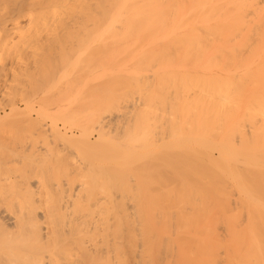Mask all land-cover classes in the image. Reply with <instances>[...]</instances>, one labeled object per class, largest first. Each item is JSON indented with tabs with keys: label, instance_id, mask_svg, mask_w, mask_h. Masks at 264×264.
<instances>
[{
	"label": "bare ground",
	"instance_id": "6f19581e",
	"mask_svg": "<svg viewBox=\"0 0 264 264\" xmlns=\"http://www.w3.org/2000/svg\"><path fill=\"white\" fill-rule=\"evenodd\" d=\"M71 42L72 45L73 43L86 45V47L84 46V51L87 49L88 45H92L93 48L96 46L98 49L97 53L93 52V56L89 55V53L87 54L95 59L97 57L96 61L98 60V57H103L102 55H104V58L107 59L105 55L106 51L108 55L112 54L109 57L107 55L108 58L111 56L113 57V54L115 53H111L110 51L112 48H115V46H119V50H122V47H124L121 53L128 62L121 56L119 50H117L119 53L114 55L116 58H113H115V60L118 59L117 56L120 54L119 59L121 57V63L124 64L127 62L126 66L127 68L129 67V69L125 68V65H121L122 70H120V65L117 67V70L113 69L110 65L108 67L116 70V72L122 71L123 74L126 73L124 75L126 78L123 79L126 81L127 78L130 77V82V78L127 81L129 84L134 81H145L144 83L147 85V87L145 86L147 88L146 90L148 91L149 88L148 93H151L152 90L154 92L156 91V94H154L153 91L151 94L149 93L153 97L147 94L149 96L144 99L147 101L145 104L143 102V110L139 108V113L141 114L135 115L137 117L134 118L138 124L141 119L140 122L143 124L140 127L143 133L140 130L141 132L139 133L142 135H138L140 136V141L138 140L137 134L134 133L140 124H136L137 126H134L132 124L133 122L131 123L132 120L129 121L128 119L126 124H123L120 127L118 126L119 128L116 129V131L114 130L116 134L114 132H109L114 134V136H112L113 138L108 137L109 135L106 136L108 134L107 131L110 130V126H113V112H111V109H108L110 106L108 102L111 104L110 107H112V105L114 106L113 103L115 100L112 101V99L110 101L104 100L105 102H103L102 99H99L102 102L99 104V109L97 106L95 107L96 113L95 109H93L94 115H92V121L90 119L93 126L91 124L90 125L92 126L91 130H93L94 134L97 135L98 140L99 138L107 139V137L109 140L113 141L114 138H116V143L119 140H122V142L123 140H130L134 143L136 140L138 143L140 142V144L137 143L138 147L142 148L143 146H146V148L149 147L148 149L152 148L153 151L154 149L157 152L159 151V154H157L158 156L155 155L154 157L156 158L152 159L153 161L150 162L149 159L147 163L144 162V165L138 166V169L139 167L144 166L145 169L149 168V170H153L154 173L155 170L157 172L160 171V174H162L161 170H165L166 174L163 171V174L161 175V178L165 175V180L162 179V181L163 183L165 181L168 183L169 180L171 182L168 183V185L165 184L167 188L164 185V189L166 188L168 190L169 187L170 190L168 191L170 194V191L175 189L173 191L175 194H172L173 200L171 199L170 202L172 203V201H174V199L176 200V198L178 200H176L177 202H173L175 204L170 203L172 206L174 205L172 207L174 208V213L172 211V216L174 217L173 219L169 217V219H163L167 215L160 211V213L162 212L161 218L163 220L157 221L153 219L151 220L150 218L148 220L142 212H139V215L138 212H133L136 211L137 208L134 210L128 207L125 202L128 200V193L126 194L124 191L117 189L118 185L115 188L113 184L115 181L113 183L106 181L105 183L107 185L101 182L102 185L107 186V188L111 185L108 188L109 193H106V199L103 197V193L105 194L106 191L103 188L98 187L95 182L94 185L88 184V178L84 184H82L83 182H80L82 184L80 186V183L77 181L79 183L77 188L72 186L73 183L71 185L69 184V187H66L67 193L71 189V186L75 190L71 189L68 195L65 194L66 188H63L64 190H60L59 192L61 193L65 191V195L59 194L58 196L61 203L56 200L59 204L52 201L55 205L51 206L49 204L51 207H49L48 204V206L43 205V207L45 206L46 211H44V208L40 209L39 205V207H37V202L35 205L37 209L39 208L38 211L43 210V214H41V216L37 214L38 211L36 213L37 209L33 205L31 206L33 209L30 207L33 202L31 203L29 199L32 196L35 197L34 194H30L31 188L28 187L30 189V193L27 194L29 192L27 188L25 189L28 190V192L24 189H20L22 187L18 186L20 191L23 192L24 190V192L16 193L17 196H23L25 191L27 192V195L31 196L28 197L24 194L21 198L17 197L15 194L10 198H12V200H17V198H19V201L22 202L23 200L21 199H24L25 202L29 200L28 203L31 209L29 207H27L29 210L26 209L23 202L21 203L23 204V209L22 207L20 208L21 212H19L20 209L18 208L17 210L19 213L16 214L13 212L12 214L14 217L12 218L5 217V214H7L6 211L4 212L5 214L0 212V264H264V0H0L1 84L5 85L3 82L10 76H13L16 80H20V77H23L25 78V81H31L34 77L36 78V74L39 72L40 66V69H42V64H45V58L48 56H54V58H56L55 56L59 54L58 57L64 59L67 53L64 54L65 52L63 51L66 50V46L72 47ZM110 46L114 47H111L110 49ZM107 48H109V50ZM73 49V47L72 49H68L70 50V54L74 52ZM87 51H90V49L86 50V52ZM72 55L73 54H71V56ZM54 58L53 64L52 62L50 63L52 65H54L56 59H58L56 58L54 61ZM24 59H31L30 64ZM23 60L27 63L26 67L22 70L20 68L19 71L17 69L21 67L20 65L23 63ZM43 60L44 62L42 63ZM98 61L100 62V60ZM70 62H66L65 65H69ZM62 64L60 66H62ZM78 65H81V63ZM56 66L57 64L53 67V69L57 68ZM67 67L68 66H66V68ZM81 69L79 71L76 69L74 70L79 73L82 71ZM51 71L46 74L50 84L43 83L45 79L41 78L44 79L42 82L44 84L42 85L43 87L40 85L42 88L37 90V92H31V94L33 93L31 96L29 92L28 99L24 95V91L23 93H20L21 96L18 98L19 100L20 98L23 99L20 101L23 102L21 104L24 105V108H21L18 103L16 104L14 102L15 99L13 101L11 99V104L8 102L7 106L5 105L7 109L1 107L0 122L7 117L11 119L9 116L12 115H16L15 118L19 116L18 119L22 116L24 119L26 117L28 119L30 118V121H33L31 119L32 114L37 113L40 110L47 116L50 110L49 108H51L54 104L55 106L57 105L56 110H59L58 107L63 108L64 105L66 106L68 102L66 103L67 99L63 96V94L62 97H60L61 95L57 92L60 97L59 98L57 96L58 99H54L55 97H52V94L49 95V92L52 91L51 89L54 90V87L50 86H55L58 80L52 81L54 82L53 84L51 83V80L57 78V75H55V78L51 77V80H49L50 77L48 74H52ZM71 71L72 69L69 71V74L67 73L68 77L65 78V82L66 79L71 78L69 77L71 75ZM53 72L56 74L55 70ZM100 72V76H107L108 74L109 77L105 78L109 79H111L110 75L113 73L118 75L115 71L108 73L109 71H107V69H104L106 75L102 74L103 71H99V73ZM122 73H119V76ZM61 74L63 75V73ZM46 75H44V77ZM62 75L61 77H63ZM61 77L59 78L61 79ZM81 79L85 80V78ZM71 80L73 79L67 81L71 84ZM87 80L89 81V79H86L85 81ZM74 82H76V80ZM138 82L135 83L142 87V84L139 85ZM146 82H148V84ZM25 83L28 84L27 81ZM35 83L37 82L35 81ZM83 83V86L81 85L82 87L89 85L87 84L88 82ZM132 83L130 85L127 84V87L130 86L128 89H131L132 86V88L134 87L133 90L137 91ZM151 83H155L156 88H154L155 84L151 85ZM12 85L14 86V84ZM18 86L20 87L21 85ZM95 86L96 84L94 87ZM28 87L30 88L29 85ZM58 87H60V85ZM69 87L70 86H67V90ZM17 88H15V90H17ZM77 89H74V91H76L75 94H77V91H80V88L78 90ZM83 89L81 90L86 92L84 90L89 88L86 89L85 87V89ZM90 89H93V87ZM157 90L160 95L156 97L155 95L158 94ZM92 91L94 92V95L95 93L97 95L99 94V92L97 93L94 90ZM120 95L121 98H123L122 93L119 95L117 94V96ZM79 96L77 94V97L81 98V96ZM87 96L89 95H86V98ZM140 98L142 101V97ZM76 100L79 99L76 98ZM81 100L83 101V99ZM91 100H98V97L97 99H90L89 102ZM135 101L133 100V103ZM71 102H73V100ZM71 102L69 101L70 104ZM115 104V107H117L118 104L116 102ZM74 105L72 103L71 107H74ZM67 106L66 108H71L70 105L68 107ZM115 107L114 114L117 113L120 117V113H123L122 109L120 112V106L117 108ZM132 107L135 108V106ZM103 108L104 110L102 111ZM65 109L63 108V111ZM116 109H118L117 111L119 113L116 112ZM128 110L131 109L128 108ZM89 111L90 110L86 112L89 113ZM58 112L61 114L60 111ZM63 113V119L62 117L60 119L65 122ZM54 114L59 115L57 111ZM54 114H51V116H54ZM69 116L70 115H68V117ZM85 116L86 114L84 117ZM88 116L90 115L87 114V119ZM114 116H116V114ZM58 117H60V115L57 116V118L54 116V118L52 117L50 120L52 119L53 121L58 119V123V121H60ZM78 117H80V115H78ZM116 118H118V115ZM56 120L54 122H56ZM69 120H66L67 125H70L68 124ZM61 121L59 123H61ZM19 122L20 121H17L15 123L19 124ZM23 122L24 121H22L20 123L21 125L19 124L18 126H23L25 124H22ZM27 122L28 120L26 123ZM40 122L38 125H34V121L30 122L33 124H27L34 125V127L32 126L34 131L31 129L32 133H34L36 137L39 136L42 138V140H45V138L48 137L50 131L52 134L53 131L58 132L61 130H58L56 125L49 127V125L45 122ZM89 122H86L88 130L90 129V125H88ZM71 123L73 124L72 121ZM118 123H121V120ZM130 123L132 126H130ZM62 125L66 126L65 123H62ZM75 125H77V129H82V131H80L83 132L82 125L80 126L79 123H75ZM75 125H73V127ZM133 126L136 127L134 129L135 131L133 128L130 130V127ZM84 127L86 126L84 125ZM61 128L64 130L65 127ZM6 129L8 131L9 128H5V130ZM28 130L29 129H27L26 133L30 131L31 134V130ZM68 130V132L71 131L70 129ZM22 133H25V130ZM9 134H12V132ZM53 134H56L55 137H61V133L59 134L60 136L57 135V133ZM53 134L52 136H54ZM72 135H74V133ZM19 136L21 138L23 137L21 132ZM32 136L31 138H35L34 142L39 143V141H36L39 139ZM64 136H66V134ZM134 136L135 138H132ZM69 137L73 138L75 135H70ZM54 139L55 138L52 139V142L56 143L57 139L55 141ZM65 140L67 141V139ZM43 141L42 143H45ZM49 141L47 144H49ZM59 141L62 143V139ZM85 141H82L84 142L83 145L82 142L78 140V142H80L83 146H85V144L87 146L91 144L90 148H92L93 144L97 145L96 143H93L97 140L90 142V137L87 139V143ZM130 141L129 144H131ZM25 142L16 148L14 147L12 150L13 154H17L18 156L21 154L24 155L25 158L27 157L26 155H28L29 159L34 158V160L37 159L36 161L39 159L40 161H45L46 163L47 161L44 158L48 159V155L52 157L54 155L52 152H56L53 148L51 149L53 146H48L47 144L46 147H49V150H46L45 148L46 151H44V149H39L37 144L34 145L35 143H32L33 145L28 144V146ZM27 142L29 143V141ZM70 142H73V140ZM0 144L2 145L1 141ZM103 144L101 145L103 146ZM109 144L112 146L111 148H113V144ZM141 144L144 145L141 146ZM5 148H7V145ZM96 148L98 149V147ZM96 148L94 147V149ZM144 148L140 151L142 152ZM130 149L129 151H131ZM138 149L140 148L136 147L137 151H139ZM49 151H52V155ZM5 152L10 153V151ZM63 152L65 153V151ZM120 152H122V150ZM104 153H106V151ZM137 153L138 152H136V154ZM87 154L88 153H86V155ZM127 154H129V152L126 153L125 156ZM129 155H127V157L122 155L125 159L122 160L123 158L121 157V160L125 162ZM66 156L67 155L63 158L65 160H69V156ZM150 156H148V158H150ZM145 158L146 157L143 159L145 160ZM20 159L18 160L20 161ZM139 159L140 157L135 160L141 161V159ZM68 160L67 162L64 161L66 163V167L64 166L63 161L58 162L59 165L57 162L56 164L58 166L63 165L64 168L67 169V165H71L69 163L71 161ZM54 161L51 162L54 164ZM111 161L115 163V160L112 159ZM118 161L119 160H117L116 163H118ZM29 163L30 162L27 164ZM46 165L48 166V164ZM96 166L91 162L83 164L79 167L75 166L77 169L73 168V170H77L78 173H75L78 175L80 174L81 176V174H87L90 172L92 174L95 171ZM54 167H56L55 164ZM53 168L52 171L49 172H54L55 168ZM62 168L61 171H63ZM29 169H31V167H28V170ZM57 169L59 170L60 168ZM28 170L26 169L27 172ZM70 170V172L73 173L72 168ZM18 171L19 169L17 167V172ZM64 171L65 174L66 170ZM151 171L148 172L151 174ZM168 171L171 172L169 173V180L166 177V175H168ZM141 173L139 174L140 178L142 175ZM149 173L144 175H148L150 177ZM6 174L7 176L10 175L7 172ZM25 174L23 175L25 176ZM99 174L101 175L103 173ZM13 175L15 176V174ZM21 175L22 174L19 176L24 178L23 175ZM46 175L49 176V174ZM0 176V178H2L1 174ZM7 176L5 175V177ZM53 176L55 178L56 175L53 174ZM53 176H50L52 177V180L54 179ZM8 177L5 178L7 182L10 180V177L9 179ZM27 177H29V175H27L26 178ZM59 177L62 178L61 175H59ZM71 177L75 179L74 176H70L67 177L69 178L68 181ZM48 178L49 177H47L46 180ZM106 178L108 177L106 176ZM154 178L157 180L156 176ZM56 179L58 180V178ZM98 179L100 180V178ZM57 180H53L52 182L57 185ZM141 180L143 179L141 178ZM22 181L25 184L29 182V180L25 182V179H22ZM143 181H146L145 178ZM149 181L146 182L148 183ZM125 182L124 184H126ZM172 182L174 185H172ZM59 183L60 182L58 181V185ZM36 184L39 185V181ZM13 185L14 184L12 182V188H14ZM41 185L40 187L44 188ZM24 186L27 187V185ZM125 186L127 185H124V188ZM171 186H174L175 188H172L173 190H171ZM153 187L155 186L153 185ZM159 189H163L162 185H160ZM163 190L162 193H164L162 195L167 192V197L172 198L168 191ZM12 191L16 192V188ZM126 191L129 190L126 188ZM136 191L137 190L133 192L135 193ZM34 193L36 192L34 191ZM42 193L41 195H43ZM130 193L131 192H129V194ZM6 194L8 195V193ZM133 195H131L132 199H134ZM136 196L137 195H135V197ZM27 197L29 199H27ZM40 197L42 199L44 196ZM167 197H165L166 199L162 198L163 200L161 201L162 203H160L161 205L166 203V200L169 202ZM49 198L51 199L53 196ZM138 198L140 197L138 196ZM51 200H49L48 203ZM132 201L133 200L129 202L131 203ZM134 201L136 202V200ZM3 202H5V199ZM15 202L17 201H13L12 203L15 204ZM8 203L6 205L9 207L8 209H10V206L12 205L9 206ZM76 203L79 204L78 207V204ZM101 203H103V205L104 203H107L105 204L106 207H104L105 205L103 206ZM84 205L89 208H84ZM171 205H169V209H171ZM133 206L135 207V205ZM3 207L0 206V209ZM47 207L49 208L47 209ZM12 209L14 210V208ZM170 213L171 211H169L168 214ZM138 216H143L144 218H138ZM220 230L223 233L220 232ZM219 233L220 235H218Z\"/></svg>",
	"mask_w": 264,
	"mask_h": 264
},
{
	"label": "rangeland",
	"instance_id": "374dc122",
	"mask_svg": "<svg viewBox=\"0 0 264 264\" xmlns=\"http://www.w3.org/2000/svg\"><path fill=\"white\" fill-rule=\"evenodd\" d=\"M71 45H72V42H71ZM70 46V45H69ZM75 46V47H74ZM86 47V45H81V44H76V43H73V45H72V47L74 48L73 50H74V52H72L71 54H73L72 56H71V54H70V50H68V49H72V47L70 46V47H68V46H66V50L65 51H63V52H65L64 54H66L63 58L64 59H61V58H59L58 57V55L57 56H55L56 58H58V59H56V58H54V56L53 57H47V58H45L46 59V61H45V64L43 63L44 62V60L42 61V65L44 66H42V69H40L41 68V66H40V68H39V72L36 74V78L34 77L31 81H28V80H26L27 82H28V84L27 83H25L26 81H25V78H23V77H20L21 79L20 80H16V79H14L13 78V76H10L7 80H5L3 83H5V85H3V84H1V87H0V91H1V93H0V108L1 107H3V108H6L7 109V104H8V102H9V104H11L12 102H11V99H12V101L14 100V102L17 104H19L20 105V107L21 108H24V105L23 104H21V103H23V102H21L23 99L22 98H20V100H19V98L18 97H20L21 95H20V93H23V91L25 92V96H26V98L28 99L29 97V92H30V96L34 93V92H37V90H39L40 88H42L43 86L42 85H44L43 83H49L50 84V82L48 81V77H47V73H49V71H51L52 72V74H48V76L50 77L49 78V80H51V77L52 78H55V75H57V78H55L54 80H51V83L53 84L54 82H52V81H56L57 79V84L55 85V86H50V87H54V90L53 89H51L52 91L51 92H49V95H51L52 97L54 96L55 98L54 99H58V94L59 95H61L60 97H62V94H63V96L64 97H66V103L68 104V106L70 105V107H71V105H72V103H73V105H74V107L72 106L71 108H66V106H67V104H66V106L64 105V111H63V108L61 109V108H59L58 107V109L59 110H56L57 109V105L55 106V104L51 107V108H49L50 110H49V112H48V114H49V116H48V114H47V116L40 110L39 112H37V113H34V114H32V117H31V119L34 121V125H38L39 124V122L40 123H42V122H45L46 124H48L49 125V127L50 126H54V125H56L57 126V128H58V130L59 129H61L60 131H53L52 132V134L53 133H57V135H59L60 133H61V137H55V135L56 134H53L54 136H52V134H51V131L49 132V134H48V137L47 138H45V140L43 141L42 140V138H40L39 136L38 137H36L35 135H34V133H32V130L34 131V125H28V124H33V123H30V122H33V121H30V118L28 119V118H26L25 116V119L21 116L20 117V119H18V117H16L15 118V116H9V117H11V119H18V120H11L10 118H4L3 119V121L2 122H0V128H1V130H0V141L2 142V145L0 144V174L2 175V178H0L1 180H0V189H2V190H0V192H1V194H0V206L1 207H3V208H1L0 209V212H7V214H5L6 216L5 217H10V218H12V217H14L13 216V212L14 213H19V212H21V207H22V205L24 204L25 205V208L26 209H28L29 210V208L33 205L35 208H36V205L35 204H37V202H38V204H37V207H39L40 209H45V206L48 204H50L51 206H53V205H55V204H53V202L55 203L56 202V200H58V202L59 203H61L60 201H59V199L60 198H58V196H59V194H64V192H59L60 190H62L63 188H66L67 186L69 187V184L71 185L72 183H73V187L75 188H77L78 187V184L81 182H83L82 184H84L87 180V178H88V184H91V185H94V182L96 183V185L98 186V187H101V188H103L106 192H105V194L103 193V197H105V196H107L106 195V193L108 194L109 193V191H108V188L111 186L110 184V186L107 188V186H104V185H102V183H105L106 181L108 182H114L113 184H114V187L116 188V186L118 185V188L117 189H120L121 191H124L126 194L128 193V195L127 196H129V197H127L128 198V200L127 199H125V200H127V201H125L126 202V204L128 205V207L129 208H131V209H134V210H136V208H137V210L136 211H133L134 213L136 212H138V215H139V212L141 213L142 212V214L145 216V218L146 219H148L149 220V218L152 220H163V219H169V218H172L173 219V217L174 216H172L173 215V213H174V208H172L173 206L171 205L173 202H175L176 200H177V198H176V200L174 199V201H172V203L170 202L171 201V199L173 200V193L175 194V192H173L175 189V187L174 186H171L170 188H171V190H173V191H170L171 192V194L169 193V191L168 190H170L169 189V187H168V190L166 189L167 187H166V185H168V183H170L171 181L169 180V178L168 177H170L169 176V173H171V172H167L168 173V175H166V177L168 178V180H169V182L167 183L166 181V183L164 182L163 183V181H162V179L163 180H165V175H163L162 176V178H161V175L163 174V171H164V173L166 174V172H165V170H161L162 171V174H160L159 172H157L156 170H155V173L153 172V170L151 171V170H149V168H146V169H148V170H146L145 168H144V166H142V167H139V169H138V166H141V165H144V162H146L147 163V161H149V159H150V162L151 161H153L152 159L153 158H156V157H154L155 155L156 156H158L157 154H159V151L157 152L155 149H154V151H153V149L151 148V149H148L149 147H147L146 148V146H143L142 148L141 147H138V144H140V142L138 143V141H136L135 140V142L133 143V142H131L130 140H126V141H124L123 140V142H122V140H119V141H117V143H119V144H117L116 142H115V140H116V138H114V141L113 140H109V138L108 137H112V136H114V134H112V133H109V132H114L115 133V131H116V129H118L120 126H122L123 124H126V122H127V119L129 120V121H131V123L134 125V126H137L136 124H138V122L136 121V120H134V118L135 117H137V116H135V115H137V114H141V113H139V108L141 109V110H143V108H142V106L145 104V102L147 101H145L144 99L147 97V96H149L151 93H152V91H151V93L149 94L148 93V91H149V88H148V91L146 90L147 88V85H145V81L143 82V81H134V80H132V81H134L133 83H132V85H134L135 86V89H137V91L136 90H133L134 89V87L132 88V86H131V89H132V91H131V89H128L129 87H127L128 85H130L129 84V82H130V80H131V78L129 79V78H127V80L125 81L124 79L126 78L124 75L126 74V73H122V71H120V72H116V70H117V67L119 66L120 67V70H122L121 69V67L123 66V65H125V68H127V60L123 57L124 55L121 53V51L124 49V47H122V50H119V46L118 47H116L115 46V48H112L111 49V47H114V46H110V49H111V53H115V54H113V57H115L114 55H116V53L118 54L119 53V51H120V53H121V56L125 59V61H127L126 63H124V64H122L121 63V61H120V59H121V57H120V59H119V55L117 56L118 57V59H116L115 60V58H113L112 56L110 57V58H108L110 55H112V54H107V51H106V58L107 59H105L104 58V55H102L103 57H101L100 56V58L98 57V60H100V62L97 60L96 61V59H97V57H96V59L94 58V57H92L93 55V52H95V53H97V47L96 46H94V48L92 47V45L90 46V45H88L87 46V49H85V51H84V48ZM67 47H68V49H67ZM96 48V49H95ZM121 48V47H120ZM90 49V51H87L86 52V50H89ZM106 49V48H105ZM108 50H109V48H107ZM72 50V51H73ZM117 50H119V51H117ZM67 51V52H66ZM112 51H114V52H112ZM85 52H86V54H85ZM90 52H92V53H90ZM101 52H103V51H101ZM68 53H69V55H68ZM76 53V54H75ZM89 53V55H92V56H88L87 54ZM109 53V52H108ZM68 55V56H67ZM107 55H108V57H107ZM95 56H96V54H95ZM97 56H98V54H97ZM53 58H54V61H55V59H56V61H55V63L57 64V68H55V69H53V67L56 65L55 63H54V65H52L53 64ZM72 58V59H71ZM78 58V59H77ZM95 60H93V59ZM104 58V59H103ZM50 59H51V61H50ZM101 59H103V60H101ZM115 61H114V60ZM27 63L29 62V64H30V62H31V59H24ZM22 61L23 63L21 64V62H20V66L21 67H19L18 65V67H19V69H17V70H19L20 71V68H21V70L22 69H24V67H26V62L25 61ZM48 60H49V62H48ZM77 60V61H76ZM117 60H119V61H117ZM123 60V59H122ZM61 61V62H60ZM62 61H63V64H62ZM68 63V62H70L69 63V65L67 64V65H65L66 64V62ZM73 61H76V62H73ZM79 61V62H78ZM48 62V63H47ZM52 62V64H50ZM59 62V63H58ZM96 62V63H95ZM107 62H108V64H107ZM119 64H118V63ZM123 62V61H122ZM25 63V64H24ZM62 64V66H60L61 64ZM73 63V64H72ZM75 63V64H74ZM81 63V65H78V64H80ZM111 63V64H110ZM121 63V64H120ZM46 64H47V66L49 67H47L46 66ZM96 64V65H95ZM105 64V65H104ZM106 64H107V66H106ZM41 65V64H40ZM59 65V66H58ZM65 65V66H64ZM111 66V67H113V69H116V70H113V69H111V67H108V66ZM122 65V66H121ZM16 66V67H17ZM66 66H68L67 68H66ZM72 66V67H71ZM78 66V67H77ZM97 66H99V67H97ZM106 66V67H105ZM23 67V68H22ZM46 67V68H45ZM52 69H51V68ZM58 67H59V70H58ZM63 67H65V68H63ZM82 69H81V68ZM102 69H101V68ZM109 69H108V68ZM69 68V69H68ZM98 68V69H97ZM48 69H51V70H48ZM58 71H57V70ZM63 69H64V71H63ZM72 69V73L70 72V74L72 75H70L69 77H71V78H68V79H66V82L64 81L65 80V78L66 77H68L67 75L69 74V71ZM74 69H76L77 71H79L80 69L82 70L81 72H76V70H74ZM104 69L106 70L107 69V71H109L108 73H111V72H116L118 75H116V74H111L110 75V77H111V79H109V78H105V77H109V75L107 74V76H100V74H101V72L99 73V71H103V73L102 74H105L106 72H104ZM111 69V70H110ZM127 69H129V67L127 68ZM47 71V73H46V71ZM56 71V74H55V72H53V71ZM62 70V71H61ZM75 72H74V71ZM59 71H61V72H59ZM66 71H68V72H66ZM119 71V70H118ZM127 71V70H126ZM41 72H43V73H41ZM50 72V73H51ZM58 72V73H57ZM76 74V76H77V78H76V76H75V74ZM87 72V73H86ZM40 73V74H39ZM61 73H63V75L61 74ZM68 73V74H67ZM77 73H78V75H77ZM119 73H122V74H120V76H119ZM54 74V75H53ZM60 74V75H59ZM66 74V75H65ZM83 74V75H82ZM38 75V76H37ZM44 75H46L45 77H44ZM61 75L63 76V77H61ZM81 75V76H80ZM106 75V74H105ZM112 75H113V77H112ZM43 76V77H42ZM86 76V77H85ZM16 77H19V76H16ZM15 77V78H16ZM47 77V78H46ZM59 77H61V79L59 78ZM74 77V78H73ZM103 77V78H102ZM41 78H44V79H41ZM80 78V79H79ZM81 78H85V80L86 79H89V81L87 80V81H85L84 79L82 80ZM105 78V79H104ZM124 78V79H123ZM13 79V80H12ZM19 79V78H18ZM24 79V80H23ZM35 79H38V80H35ZM62 79H63V81H62ZM70 79H73V80H71V84L68 82ZM93 79V80H92ZM128 79H129V82H127L128 81ZM37 82V83H35V81ZM40 80V81H39ZM43 80H44V82H43ZM68 80V81H67ZM76 80V82H74ZM112 80V81H111ZM124 80V81H123ZM143 80V79H142ZM6 81H7V84H6ZM23 81H24V83H23ZM45 81H47V82H45ZM91 81V82H90ZM106 81V82H105ZM146 81H148V80H146ZM20 84H19V83ZM32 82V83H31ZM39 82V83H38ZM43 82V83H42ZM83 82H88L87 84H89L88 86L86 85V83H85V87H86V89L87 88H92L93 87V89H87V90H84L85 89V87H82L83 85H84V83ZM90 82V83H89ZM127 82V83H126ZM135 82H138L139 83V85H141L142 84V87L141 86H138V84L137 83H135ZM142 82V83H141ZM149 82V81H148ZM148 82H146L147 84H148ZM14 84V86L12 85V84ZM31 83V84H30ZM34 83H35V85H34ZM66 83V84H65ZM73 83H74V85H73ZM76 83H77V85H76ZM82 83H83V85H82ZM93 83V84H92ZM107 83V84H106ZM9 84V85H8ZM10 84H11V86H10ZM21 85L20 87L18 86V85ZM26 84V85H25ZM33 84V85H32ZM68 84V85H67ZM92 85V87H91V85ZM96 84V86L94 87V85ZM112 84V85H111ZM128 84V85H127ZM136 84H137V87H136ZM153 83H151V85H152ZM155 84V83H154ZM153 84V85H154ZM7 85V86H6ZM17 85V86H16ZM28 85L30 86V88L28 87ZM32 85V86H31ZM40 85L42 86V87H40ZM60 85V87H58ZM61 85H63V86H61ZM76 85V86H75ZM80 85V86H79ZM82 85V86H81ZM101 85V86H100ZM9 86V87H8ZM67 86H70L69 87V89L67 90ZM80 88H78V87ZM126 86V87H125ZM146 86V87H145ZM17 87H19V88H17ZM66 87V88H65ZM140 87V88H139ZM154 87V86H153ZM10 88H11V90H10ZM15 88H17V90H15ZM21 88V89H20ZM79 89L80 91H77V94H78V96L80 95L81 96V98H78L77 97V94H75L76 93V91H74V89ZM84 88V89H83ZM111 88H112V90H111ZM116 88V89H115ZM144 90H142V89ZM154 88H156V84H155V87ZM4 89H5V91H7V92H5L4 91ZM13 89H14V91H13ZM32 89V90H31ZM77 89V90H78ZM81 89H83L84 91H86V92H83ZM96 89V90H95ZM151 89V88H150ZM92 90H94L95 92H99V96L95 93V95H94V92L92 91ZM114 90H118V91H114ZM128 90V91H127ZM155 90V89H154ZM12 91V92H11ZM17 91V92H16ZM20 91V92H19ZM22 91V92H21ZM34 91V92H33ZM60 91H61V93H60ZM90 91H92L93 92V94H92V92H90ZM104 91V92H103ZM125 91V92H124ZM130 91V92H129ZM147 93H146V92ZM3 92V93H2ZM12 94H11V93ZM19 92V93H18ZM31 92H33L32 94H31ZM57 92H58V94H57ZM74 92V93H73ZM85 93V94H83V93ZM111 92V93H110ZM113 92V93H112ZM122 93V96H123V98H121V95L120 96H117V94L119 95V94H121ZM127 92V93H126ZM129 92V93H128ZM154 92V91H153ZM157 92H158V90H157ZM16 93H17V95H16ZM88 93V94H87ZM117 93V94H116ZM131 93V94H130ZM146 93V94H145ZM2 94V95H1ZM5 94V95H4ZM7 94V95H6ZM19 94V95H18ZM27 94V95H26ZM67 94V95H66ZM75 94V95H74ZM115 94V95H114ZM124 94H126V95H124ZM128 94V95H127ZM135 94V95H134ZM143 94V95H142ZM147 94H149V95H147ZM154 94H156V91L154 92ZM153 94V95H154ZM24 95H23V98H24ZM74 95V96H73ZM86 95H89V96H87V98H86ZM139 95V96H138ZM158 95H160L159 94V92H158V94L157 95H155L156 97L158 96ZM2 96H3V98H2ZM14 96V97H13ZM51 96H49V97H51ZM58 96V97H57ZM79 96V97H80ZM82 96H83V98H82ZM132 96V97H131ZM151 97H153L152 95H150ZM154 96V97H155ZM7 97V98H6ZM10 99H9V98ZM17 97V98H16ZM59 97V98H60ZM71 97H73V98H71ZM74 97H75V99H74ZM85 97V98H84ZM97 97H98V100L99 99H102V101L103 102H105L104 100H111L112 99V101L113 100H115V102L118 104V106H120L118 109L120 110V112H121V109H122V112L123 113H120L121 114V116L119 117V114H117V113H115L116 114V116H114L115 114H114V107H115V102L113 103L114 104V106L112 105V107H110L111 106V104H110V102H108L109 103V110L111 109V112H113L112 113V115H113V118L115 119L116 117H117V115H118V118H116V122L118 121V122H120V120H121V123H116L115 121H114V119H113V121H112V127L110 126V130L109 131H107V135L106 136H108L107 137V139H103V138H99V140L97 139V135L96 134H94V132H93V130H91V127L93 126V123L91 122L92 121V115H94V113H93V109H95V107L97 106L98 107V109H99V107H100V102H102V101H100L99 100V102H98V100H91L90 102H89V100L90 99H97ZM134 97V98H133ZM140 97H142V101H141V98ZM144 97V98H143ZM76 98L77 99H79V100H76ZM104 98V99H103ZM107 98V99H106ZM110 98V99H109ZM150 98V97H149ZM54 99H52V100H54ZM69 99H72L73 100V102H71L72 100H69ZM81 99H83V101L81 100ZM85 99V100H84ZM120 99V100H119ZM132 99V100H131ZM154 99V98H153ZM152 99V100H153ZM3 100V101H2ZM71 102V104L69 103V101ZM76 100V101H75ZM88 100V101H87ZM124 100H125V102H124ZM131 100V101H130ZM133 100L135 101L134 103H133ZM140 100V101H139ZM6 101V102H5ZM76 103H75V102ZM79 101V102H78ZM86 101H87V103H86ZM112 101H111V103H112ZM121 101V102H120ZM128 101V102H127ZM3 102V103H2ZM81 102V103H80ZM83 102H84V104H83ZM120 102V103H119ZM124 102V103H123ZM131 102V103H130ZM143 102H144V104H143ZM152 102V101H151ZM78 103V104H77ZM92 103V104H91ZM95 103H97V104H94ZM130 103V104H129ZM138 105H137V104ZM25 104V103H24ZM89 104V105H88ZM104 104H106V103H104ZM134 104V105H133ZM142 104V105H141ZM6 105V106H5ZM23 105V106H22ZM90 106V105H92V106H90V107H88V106ZM102 105H103V103H102ZM102 105H101V108H102ZM126 105V106H125ZM67 106V107H68ZM75 106H78V107H75ZM81 106H83V107H81ZM87 106V107H86ZM117 106V107H118ZM130 106V107H129ZM132 106H135V108L134 107H132ZM107 107H108V104H107ZM117 107H115V108H117ZM124 107V108H123ZM144 107V106H143ZM79 108V109H78ZM86 108V109H85ZM128 108H130L131 110H128ZM54 109V110H53ZM68 109H71V110H68ZM97 109V110H98ZM118 109H116V112H118L117 110ZM67 110V111H66ZM75 112H74V111ZM82 110V111H81ZM88 110H90L89 111V113L88 112H86V111H88ZM101 110V109H100ZM104 110V108L102 109V111ZM113 110V111H112ZM54 111V112H53ZM57 111V113L59 114V112L58 111H60V113L61 114H59L60 115V117H58L59 118V120L61 121V117H62V113L63 112H67V113H63L64 114V117H65V119L67 120H69V119H71V117H72V119L71 120H69V123L68 124H70V125H67V123H66V120L64 119V121L65 122H63V120L61 121V123H59L60 121H58V123H57V120H56V122H54L55 120H53L52 121V119L50 120V118H54V116L57 118V116H59V115H55L54 113ZM61 111H63V112H61ZM72 111V112H71ZM131 111V112H130ZM135 111V112H134ZM74 112V113H73ZM79 112H82V113H79ZM83 112H84V114H83ZM90 112H91V114H90ZM141 112V111H140ZM8 113H10V112H8ZM53 115L54 114V116H51V114ZM93 113V114H92ZM95 113H96V109H95ZM119 113V112H118ZM38 114H40V115H38ZM81 114H82V116H81ZM86 114V116L84 117V115ZM87 114L88 115H90V116H88V119H87ZM131 114H133V115H131ZM37 115V116H36ZM67 115V116H66ZM68 115H70L69 117H68ZM78 115H80V117H78ZM122 115H123V117H122ZM3 116H4V114H3ZM43 116V117H42ZM47 118H46V117ZM51 116V117H50ZM78 118H77V117ZM139 116V115H138ZM29 117V116H28ZM37 117V118H36ZM82 117V118H81ZM90 117V118H89ZM125 117V118H124ZM132 117V118H131ZM23 118V119H22ZM36 118V119H35ZM49 118V119H48ZM75 118H76V120H75ZM80 118V119H79ZM43 121H42V120ZM62 119H63V117H62ZM86 119V120H85ZM90 119H91V121H90ZM125 119V120H124ZM137 119V118H136ZM28 120V124L26 123V121ZM46 120V121H45ZM50 120V121H49ZM74 120H75V122H74ZM87 120H89V121H87ZM123 120V121H122ZM137 120H139V119H137ZM141 120V119H140ZM140 120H139V127H130L131 129L130 130H132V128H133V130L136 128V132H134V133H136L137 134V137H138V140L140 141V136L142 135L141 133H139V132H141L142 131V129H140V127H141V125H143V124H141V122H140ZM13 121H15V122H17V121H20L19 122V124L22 122V121H24L22 124H24L23 126H18L19 124L18 123H15V122H13ZM71 121L73 122V124L71 123ZM77 121V122H76ZM81 121V122H80ZM136 123H135V122ZM4 122V123H3ZM6 122V123H5ZM68 122V121H67ZM86 122H89L88 123V125H90V129L88 130L87 128H88V126H87V124H86ZM124 122V123H123ZM13 123V124H12ZM16 125H15V124ZM54 123V124H53ZM62 123L64 124H66V126L65 125H62ZM75 123H79V125L81 126H83V132H81L82 131V129H77V125H75ZM130 123V126H132V124ZM51 124V125H50ZM86 126V127H84V125ZM120 124V125H119ZM2 125H5V126H2ZM21 125V124H20ZM73 125H75L74 127H73ZM17 126V127H16ZM31 127V128H28V127ZM33 126V127H32ZM119 126V127H118ZM13 127V128H12ZM36 127V126H35ZM61 127H65L64 128V130H63V128H61ZM76 127V128H75ZM79 127V126H78ZM117 127V128H116ZM3 128V129H2ZM5 128H9L8 129V131H10V132H8L7 131V129L5 130ZM14 128H18V129H14ZM21 129V131H20V129ZM79 128H81V127H79ZM114 128V129H113ZM138 128H139V130H138ZM143 128V127H142ZM27 129H29V130H31V134L32 135H34V136H32L31 134H30V131L29 132H27L26 133V131H27ZM68 129H70L71 131L70 132H68L69 130ZM72 129H74V130H72ZM85 129H87V130H85ZM23 130V131H22ZM24 130H25V133H22V132H24ZM51 130V129H50ZM53 130V129H52ZM66 130V131H65ZM81 130V131H80ZM113 130V131H112ZM115 130V131H114ZM141 130V131H140ZM4 132V133H2V132ZM15 131V132H14ZM19 131V132H18ZM86 131V132H85ZM135 131V130H134ZM12 132V134H9V133H11ZM20 132H21V135H23V137L21 138L19 135H20ZM65 132V133H64ZM67 132V133H66ZM85 132V133H84ZM90 132V133H89ZM17 133V134H16ZM63 133V134H62ZM74 133V135H75V137H69L70 135L71 136H74V135H72ZM142 133H143V131H142ZM6 134V135H5ZM16 134V135H15ZM66 134V136H64ZM94 134V135H93ZM110 134H112V135H110ZM116 134V133H115ZM141 134V135H140ZM2 135H3V137H2ZM51 135V136H50ZM86 135H87V137H86ZM138 135H140V136H138ZM25 136V137H24ZM30 136V137H29ZM31 136L32 137H36V139H39V140H36V141H39V143L38 142H34L35 141V138H31ZM60 136V135H59ZM63 136H64V138H63ZM50 137V138H49ZM55 138L54 139V141L56 140V143H53L52 142V139L53 138ZM90 137V139H91V141L90 142H93V141H95V140H97V141H95V142H93V143H96L97 145H92V148H90L91 147V144H89V146H87L86 144H85V146H83L84 145V142H82V141H85L86 143H87V139ZM62 139V143H61V141H59V140H61ZM77 138V139H76ZM87 138V139H86ZM113 138V137H112ZM111 138V139H112ZM132 138H135V136L134 137H132ZM2 139V140H1ZM23 139H25V140H23ZM65 139H67V141L65 140ZM73 140V142H70L71 140ZM137 139V138H136ZM33 140V141H32ZM40 140H42L43 142H45V143H42V141H40ZM50 140V141H49ZM78 140L80 141V142H82V144L80 143V142H78ZM82 140V141H81ZM133 140V139H132ZM141 140H142V138H141ZM22 141V142H21ZM26 141V142H25ZM27 141H29V143L27 142ZM47 141V142H46ZM48 141H49V144H47L48 143ZM110 141H112V142H110ZM128 141V142H127ZM129 141H130V143L131 144H129ZM23 142H25V143H27V145L29 144V145H33L32 143H35L34 145H36L37 144V146L39 147V149H44V151H46L48 148L46 147V144L48 145V146H53V147H51V149L53 148L54 150H56V152H52V151H49L50 153L52 152L54 155L51 157L50 155H48V159H46V158H44L47 162L45 163V161L44 162H42V161H40L39 159H38V161H39V163H38V161H36L37 159H36V157H35V159L36 160H34V158H32V159H29V157H28V155H26L27 157L25 158V156L24 155H21V154H19L20 156H22V157H20V156H18L17 154H13V152H12V150H13V148L15 147H18L19 145H21V144H24ZM51 142V143H50ZM76 142V143H75ZM114 142V143H113ZM120 142H121V144H120ZM20 143V144H19ZM60 143V144H59ZM78 143H80V144H78ZM99 143V144H98ZM104 143V144H103ZM106 143V144H105ZM109 143H111V145L113 144V148L115 149H113V148H111L112 146H110V144ZM116 143V144H115ZM124 143V144H123ZM126 143V144H125ZM138 143V144H137ZM55 144V145H54ZM64 144H66V145H64ZM76 144V145H75ZM101 144H103V146L101 145ZM137 145V146H135V145ZM3 145H7V148H5V146H3ZM9 145V146H8ZM28 145V146H29ZM40 145H43V146H40ZM63 145V146H62ZM77 145H78V147H77ZM100 145V146H99ZM115 145H116V147H115ZM120 145V146H119ZM123 145H124V147H123ZM142 145H144V144H141V146ZM36 146V147H37ZM55 146V147H54ZM62 146V147H61ZM96 148V147H98V149L96 148V149H94V147ZM107 146H110V147H107ZM37 147V148H38ZM86 147H89V148H86ZM103 147H105V148H103ZM136 147L137 148H140V149H138L139 151L141 150V149H143L144 147L146 148H144V150H142V152L140 151H137L136 150ZM4 148V149H3ZM45 148H46V150H45ZM56 148V149H55ZM61 148H62V150L63 151H65V153L61 150ZM64 148V149H63ZM65 148H67V149H65ZM81 148H83V149H81ZM124 148V149H123ZM126 148V149H125ZM131 148V149H130ZM135 148V149H134ZM6 149H10V150H6ZM50 149V150H51ZM105 149V150H104ZM110 149V150H109ZM119 149V150H118ZM129 149L131 150V151H129ZM49 150V149H48ZM59 150V151H58ZM92 150V151H91ZM94 150H96V151H94ZM122 150V152H123V154H122V152H120ZM124 150V151H123ZM148 150V151H147ZM5 151H10V153L8 152V153H6ZM67 151V152H66ZM106 151V153H104ZM110 151V152H109ZM126 151V152H125ZM129 152V154H127V155H129V161L126 159L125 160V162L124 161H122V160H124L125 159V157H127V155L125 156V154L126 153H128ZM138 152L137 154H136V152ZM150 151V152H149ZM93 152V153H92ZM100 152V153H99ZM113 152V153H112ZM145 152V153H144ZM156 152V153H155ZM5 153V154H4ZM52 153H51V155H52ZM60 153V154H59ZM86 153H88L87 155H86ZM110 153H112V154H110ZM4 154V155H3ZM64 154V155H63ZM84 154V155H83ZM96 154V155H95ZM100 154V155H99ZM142 154V155H141ZM148 154V155H147ZM152 154V155H151ZM65 155H67L66 157H68L69 158V160L68 161H71V162H69L71 165L69 166V165H67V169L66 168H64V166L66 167V163L64 162V161H66L67 162V160H65L63 157L65 156ZM94 155V156H93ZM104 155V156H103ZM112 155V156H111ZM125 156V157H123V156ZM133 155V156H132ZM140 155V156H139ZM151 155V156H150ZM23 156H24V159H23ZM56 158H55V157ZM58 156V157H57ZM88 156V157H87ZM143 156V157H142ZM148 156H150V158H148ZM85 157H87V158H85ZM109 157H110V159H109ZM121 157L123 158L122 160H121ZM140 157V159H141V161H136L135 159H137V158H139ZM144 157H146L145 158V160L143 159ZM20 159V158H22V159H20V161L18 160V159ZM38 158V157H37ZM53 158H55V159H53ZM90 158V159H89ZM96 158V159H95ZM135 158V159H134ZM16 159V160H15ZM28 159V160H27ZM41 159V158H40ZM56 159H57V161H56ZM62 159H64V160H62ZM83 159V160H82ZM92 159V160H91ZM94 159V160H93ZM100 159V160H99ZM108 159V160H107ZM115 160L114 162L115 163H113V161H111V160ZM131 159H132V161H131ZM139 159V160H140ZM142 159H143V161H142ZM34 160V161H33ZM50 160V161H49ZM55 160V161H54ZM59 160V161H58ZM117 160H119L118 161V163H116V161ZM16 161V162H15ZM22 161H24V162H22ZM34 163H32V162ZM50 162V165H49V162ZM51 161H54V164H55V166L56 167H54V164H53V162H51ZM60 161H63V163H64V166L63 165H60V166H58L59 165V163L58 162H60ZM72 161H74V162H72ZM107 161V162H106ZM109 161V162H108ZM28 162H30L29 164H27ZM42 162V163H41ZM56 162H57V164H56ZM92 162V164H94L95 166H96V169H95V173L93 172L92 174H91V172L90 173H87V174H81V176L83 177H81L80 176V174L78 175L77 173V170L76 171H74L73 170V168H75V169H77L76 167L78 166H82L83 164H86V163H91ZM99 162V163H98ZM103 162V163H102ZM110 162H111V165H110ZM137 162V163H136ZM141 162V163H140ZM9 163H11V164H9ZM52 163V164H51ZM123 163H125V164H123ZM143 163V164H142ZM149 163V162H148ZM12 164H13V167H12ZM46 164H48V166L46 165ZM68 164V163H67ZM100 164V165H99ZM114 164V165H113ZM138 164V165H137ZM28 165V166H27ZM40 165V166H39ZM76 167H75V166ZM110 165V166H109ZM118 165V166H117ZM24 166H27V167H24ZM45 166V167H44ZM51 168H50V167ZM55 168V170H54V172H49V171H52V168L53 167ZM72 166V167H71ZM109 166V167H108ZM114 166V167H113ZM17 167H18V169H19V171L18 172H20V173H18L17 172ZM23 169H27L28 170V167L30 168L31 167V169H29L28 170V172L26 171V169L25 170H23ZM44 167V168H43ZM48 167V168H47ZM63 167V168H62ZM70 167V168H69ZM146 167V166H145ZM6 168V169H5ZM12 168V169H11ZM33 168V169H32ZM36 168H38V169H36ZM47 168V169H46ZM53 168V169H54ZM57 168H60L59 170L57 169ZM61 168L63 169V171H61ZM72 168V171H73V173H71L70 171V169ZM106 168V169H105ZM115 168H116V171H115ZM126 168V169H125ZM3 169V170H2ZM10 169V170H9ZM24 172V171H26V172H22L21 170ZM35 169H36V171H35ZM41 169V170H40ZM48 170V171H46V170ZM51 169V170H50ZM98 169V170H97ZM102 171H101V170ZM8 170V171H7ZM15 170V171H14ZM37 170H39V171H37ZM43 170H45V171H43ZM64 170H66V173L64 174ZM67 170H69V171H67ZM110 170V171H109ZM123 170H125V171H123ZM137 170H138V172H137ZM141 170V171H140ZM144 170V171H143ZM146 170V171H145ZM9 171H11V172H9ZM32 171V172H31ZM59 171V172H58ZM61 171V172H60ZM99 171H101V172H99ZM105 171V172H104ZM112 171H114V172H112ZM127 171V172H126ZM145 172V173H143V172ZM148 171H151L152 173H154L153 175H151ZM167 171V170H166ZM4 172H5V174H4ZM6 172L7 173H9L10 175H8L9 177H10V180H9V182H7L6 180H5V178H7L8 176H7V174H6ZM15 172V173H14ZM37 172V173H36ZM44 172V173H43ZM48 172V173H47ZM75 172H77V173H75ZM106 172H107V174H106ZM110 172V173H109ZM117 172H118V174H117ZM121 172H123V173H121ZM142 172V173H141ZM26 173V174H25ZM49 174V176H47L46 174ZM52 173V174H51ZM56 173V174H55ZM59 173V174H58ZM62 173V174H61ZM68 173V174H67ZM99 173H103V174H99ZM142 174L141 175V178L144 180V178H145V180L146 181H149L148 183L146 182V181H143V180H141V178H140V176H139V174ZM149 173V175H150V177L148 176H146V175H144V174H148ZM4 174V175H3ZM13 174H15V176L13 175ZM17 174V175H16ZM20 174H25V176L23 175V177L24 178H22V177H20L19 175ZM37 174V175H36ZM53 174L54 175H56L55 176V178H54V176H53ZM94 174V175H93ZM104 174H105V176H104ZM116 174V175H115ZM158 174H159V176H158ZM5 175L7 176V177H5ZM13 175V176H12ZM21 175V176H22ZM27 175H29V177H27L26 178V176ZM35 175V176H34ZM59 175H61V177L63 178H60L59 177ZM74 176L75 177V179L73 178V177H71L70 178V180L68 181V179L69 178H67V177H70V176ZM84 175V176H83ZM112 175V176H111ZM126 175H127V177H126ZM17 176H19V177H17ZM30 176H31V178H30ZM50 176H53V180L54 181H56L57 179L56 178H58V180H57V182H56V184L57 185H55V183L54 182H52L53 180H52V177H50ZM66 176V177H65ZM77 176V177H76ZM100 176V177H99ZM106 176L108 177V178H106ZM115 176V177H114ZM144 176V177H143ZM146 176V177H145ZM156 176V179L157 180H155V177ZM1 177V176H0ZM9 177H8V179H9ZM16 177V178H15ZM47 177H49L47 180H46V178ZM78 177H79V179H78ZM105 177V178H104ZM114 178V180H113V178ZM152 177V178H151ZM159 179H158V178ZM45 178V179H44ZM66 178V179H65ZM77 178V179H76ZM98 178H100V180L98 179ZM122 178V179H121ZM167 178H166V180H167ZM18 181H17V180ZM22 179L24 180H26L25 182H27L28 180H29V182H27L26 184L22 181ZM28 179V180H27ZM50 179V180H49ZM56 179V180H55ZM72 179V180H71ZM81 179V180H80ZM83 179V180H82ZM98 179V180H97ZM102 179H104V180H102ZM107 179V180H106ZM44 180H45V183L47 184H45L44 183ZM74 180H76V181H74ZM120 180V181H119ZM167 180V181H168ZM2 181V182H1ZM13 182V187L14 188H12L11 186H12V182ZM16 182V184H15V182ZM39 181V185L38 184H36L37 182ZM43 181V182H42ZM47 181H49V182H47ZM58 181L61 183H59V185H58ZM79 183H78V182ZM104 181V182H103ZM126 181V182H125ZM41 182V183H40ZM68 182H70V183H68ZM100 182V183H99ZM102 182V183H101ZM121 182H123V183H121ZM124 182L126 183V184H124ZM128 182H131V183H128ZM146 182V183H145ZM153 182V183H152ZM22 183H24L23 185H21ZM43 183V184H42ZM79 184V186L80 185H82V184ZM120 185H119V184ZM9 184V185H8ZM17 184H19V185H17ZM42 184V185H41ZM50 184V185H49ZM116 184V185H115ZM131 184V185H130ZM158 184V185H157ZM166 184V185H165ZM24 185H27V187H25ZM40 185L42 186V187H44V188H41L40 187ZM75 185V186H74ZM105 185H107L106 183H105ZM124 185H127V186H125V188H124ZM151 187V189H150V187ZM153 185L155 186V187H153ZM160 185H162V187H163V189H164V185H165V189L163 190V189H159L160 188ZM172 185H174L173 184V182H172ZM17 186V187H16ZM22 187V188H20V189H24V190H26L25 188H27L28 190H29V192H28V190H26L25 191V193L24 194H29L30 193V189L28 188V187H30L31 188V195L32 194H34L35 195V197L34 196H32V197H30L31 195H27L26 194V196H28V197H30V199L27 197V199H29L30 200V202L32 203L31 205H30V207H29V203H28V201H24V199H21V200H23V202L22 201H19L20 199L19 198H17V200H12V198H10V197H13L16 193H20L21 191H20V189H19V187ZM56 186V187H55ZM71 186V189H73V190H75L73 187ZM113 186V185H112ZM122 186V187H121ZM133 186V187H132ZM159 186V187H158ZM13 190H15V188H16V192L15 191H12L10 188ZM24 187V188H23ZM106 187V188H105ZM120 187V188H119ZM149 187V188H148ZM9 188V189H8ZM38 188V189H37ZM52 188V189H51ZM61 188V189H60ZM123 188H124V190H123ZM126 188H127V190H129V191H126ZM173 188V189H172ZM19 189V190H18ZM43 189V190H42ZM54 189V190H53ZM70 189V188H69ZM68 189V190H69ZM71 189L68 191V193H70V191H71ZM131 189V190H130ZM137 190L135 193L133 192V191H135V190ZM12 192H11V191ZM24 190H23V192H24ZM33 190V191H32ZM57 190V191H56ZM64 190V189H63ZM162 190L163 191H168V193H169V195H171L172 196V198H168L167 197V192L164 194V195H162L163 193H162ZM10 191V192H9ZM34 191L37 193V195H36V193H34ZM39 191H41V192H39ZM50 191V192H49ZM23 192H21V193H23ZM40 194H39V193ZM43 192V193H42ZM129 192H131L130 194H129ZM160 192H161V194H160ZM5 195H4V194ZM6 193H8V195L6 194ZM41 193L43 194V195H41ZM56 193V194H55ZM68 193H67V188H66V195H68ZM24 194H23V196H24ZM58 194V195H57ZM64 194V195H65ZM134 194V195H133ZM156 194V195H155ZM159 196H158V195ZM21 195V194H20ZM49 195V196H48ZM51 195V196H50ZM61 195H60V197H61ZM101 195V194H100ZM131 195H133V198L134 199H132V196ZM135 195H137L136 197H135ZM166 195V196H165ZM16 196H17V194H16ZM23 196H17V197H23ZM40 196H44V197H42V199H41V197ZM48 196V197H47ZM53 196V198H49V197H52ZM55 196V197H54ZM109 196V195H108ZM138 196L140 197V198H138ZM159 198H158V197ZM161 196V197H160ZM34 197V198H33ZM40 197V198H39ZM64 197H66V196H64ZM98 197H99V195H98ZM100 197H102V196H100ZM165 197H167L168 199H169V202H168V200H166L167 202L166 203H163L162 205L160 204V203H162L161 201L165 198ZM26 198V197H25ZM33 198V199H32ZM38 198V199H37ZM44 198V199H43ZM56 198V199H55ZM62 198V197H61ZM106 198V197H105ZM137 198V199H136ZM163 198V199H162ZM174 198H175V195H174ZM4 199H5V202H3L4 201ZM26 199V200H27ZM31 199H32V201H31ZM36 201H35V200ZM46 199V200H45ZM51 200L49 203H48V201L49 200ZM54 199V200H53ZM107 199V198H106ZM166 199V198H165ZM1 200H3V201H1ZM9 200H12V201H9ZM35 202H34V201ZM45 200V201H44ZM48 200V201H47ZM131 200H133L131 203L129 202V201H131ZM134 200H136V202L134 201ZM8 201H9V203H8ZM13 201H17V202H15V204L14 203H12ZM19 201V202H18ZM41 201V202H40ZM42 201H44V202H42ZM53 201V202H52ZM138 201V202H137ZM178 201V200H177ZM176 201V202H177ZM8 203V205L10 206V205H12V206H10V209H8L9 207H7V203ZM40 202V203H39ZM47 202V203H46ZM52 202V203H51ZM58 202H56L57 204H59ZM73 202H75V201H73ZM76 202H78V201H76ZM165 202V201H164ZM21 203H23V204H21ZM70 203H72V202H70ZM133 203H135V204H133ZM171 203V204H170ZM2 204V205H1ZM19 204V205H18ZM21 204V205H20ZM40 204H42V205H40ZM73 204V203H72ZM76 204H78V203H76ZM84 204V203H83ZM82 204V205H83ZM102 205H103V203H101ZM105 204H107V203H104V205ZM109 204V203H108ZM125 204V203H124ZM139 204V205H138ZM141 204V205H140ZM173 204H175V203H173ZM14 205V206H13ZM28 205V206H27ZM39 205V206H38ZM43 205H45L44 207H43ZM47 205V206H48ZM49 205V207H51ZM81 205V206H82ZM103 205V206H104ZM132 205V206H131ZM133 205H135V207L133 206ZM169 205H171L170 207H171V209H169ZM42 206V207H41ZM79 206V204L77 205V207ZM6 207H7V209H6ZM14 208V210L12 209V208ZM17 207V208H16ZM27 207H29V208H27ZM49 207H47V209L49 208ZM76 207V206H75ZM84 208H89L88 206H83ZM104 207H106V205L104 206ZM20 209V211L18 212V210L17 209ZM24 208V209H25ZM32 208V207H31ZM30 208V209H31ZM38 208V209H39ZM22 209H23V207H22ZM25 209V210H26ZM33 209V208H32ZM37 209V208H36ZM35 209V210H36ZM38 209L36 210V213H37V211H38ZM71 209V208H70ZM69 209V210H70ZM91 209V208H90ZM131 209H130V211H131ZM139 209V210H138ZM147 209V210H146ZM1 210H3V211H1ZM12 210V211H11ZM25 210H23V211H25ZM28 210H26V211H28ZM96 210V209H95ZM146 210V211H145ZM167 210H168V212H167ZM42 211L43 210H39L38 211V215H41V214H43L42 213ZM44 211H46V209L44 210ZM160 211H162V212H164L165 213V215H167L166 217H164L163 219L161 218V213H160ZM169 211H171V213L170 214H168L169 213ZM172 211H173V213H172ZM10 212H11V214H10ZM11 216H10V215ZM8 215V216H7ZM160 215V216H159ZM164 215V214H163ZM163 215H162V217H163ZM164 215V216H165ZM15 216H18V215H15ZM42 216V215H41ZM152 218H151V217ZM139 217H141V216H138V218ZM143 217V216H142ZM141 217V218H142ZM169 217V218H168ZM144 218V217H143ZM159 218H161V219H159ZM219 232V231H218ZM220 232H222L221 230H220ZM217 233V232H216ZM223 233V232H222ZM218 235H220V233L218 234ZM160 262H162V261H160Z\"/></svg>",
	"mask_w": 264,
	"mask_h": 264
}]
</instances>
